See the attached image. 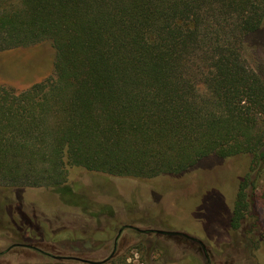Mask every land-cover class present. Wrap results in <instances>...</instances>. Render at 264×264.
<instances>
[{"label": "trees", "instance_id": "obj_1", "mask_svg": "<svg viewBox=\"0 0 264 264\" xmlns=\"http://www.w3.org/2000/svg\"><path fill=\"white\" fill-rule=\"evenodd\" d=\"M263 19L264 0H0V52L55 51L51 75L0 84V209L30 187L88 211L71 166L150 179L246 154L229 224L257 221L264 67L246 52Z\"/></svg>", "mask_w": 264, "mask_h": 264}, {"label": "rangeland", "instance_id": "obj_2", "mask_svg": "<svg viewBox=\"0 0 264 264\" xmlns=\"http://www.w3.org/2000/svg\"><path fill=\"white\" fill-rule=\"evenodd\" d=\"M256 37L257 46L246 57L252 66L262 68L264 19ZM54 58L47 41L2 51L0 84L24 89L53 73ZM249 160L246 154L209 156L179 175L150 179L68 167L67 183L74 198L89 210L62 202L53 188L15 190L11 198L18 199L19 205L0 209V251L23 241L57 255L102 260L111 253L121 225L131 224L197 237L213 255L214 264H264V181L258 185L251 211L257 221L249 215L237 229L229 224L237 186ZM185 240L125 228L115 255L102 264H205L201 248ZM0 264L88 263L57 260L16 246L0 255Z\"/></svg>", "mask_w": 264, "mask_h": 264}, {"label": "water", "instance_id": "obj_3", "mask_svg": "<svg viewBox=\"0 0 264 264\" xmlns=\"http://www.w3.org/2000/svg\"><path fill=\"white\" fill-rule=\"evenodd\" d=\"M125 228H131L137 232L140 233H145V234H151L154 233L158 236H162V237H167V238H173L176 240H181L182 237L185 239H189L191 241L197 242L200 244V247L202 249V253L203 256H205L208 260L209 259V250L206 247V245L202 242L201 239L191 236L185 232L182 231H174V230H164V229H158V228H142L136 225H131V224H123L121 225V227L118 229V232L114 238V245H113V249L111 251V253L105 257L102 258V260H92V259H86L80 256H62V255H57V254H53L44 250H41L44 254H46L47 256H50L53 259H57V260H62V259H70V260H76V261H80L83 263H88V264H102L105 263L107 261H109L110 258H112L115 255V250H116V244H117V240L119 235L121 234V232L125 229ZM13 245H10L9 247H7L6 249L2 250L0 252V254L6 253ZM26 247L28 248H36L35 246H33L32 244H25Z\"/></svg>", "mask_w": 264, "mask_h": 264}, {"label": "flooded vegetation", "instance_id": "obj_4", "mask_svg": "<svg viewBox=\"0 0 264 264\" xmlns=\"http://www.w3.org/2000/svg\"><path fill=\"white\" fill-rule=\"evenodd\" d=\"M24 230V229H23ZM25 231V230H24ZM140 233V232H139ZM119 238H120V235H119V237H118V240H119ZM25 240V239H24ZM118 240H117V244H118ZM184 240V239H183ZM178 241H181V240H178ZM185 241H187V242H189V243H192V244H196L198 247H200V244L199 243H197V242H194V241H191V240H189V239H186ZM25 244H32L33 246H35L36 248H31V249H34V250H37V251H40V252H42L41 250H44L39 244H34V243H31V242H23V241H17V242H15V243H13L12 245V247L8 250V251H10L12 248H14V247H16V246H18V247H26L25 246ZM117 244H116V250H117ZM113 245H114V243H113ZM9 247V246H8ZM26 248H28V247H26ZM201 248V247H200ZM113 249V248H112ZM116 250H115V253H116ZM202 250V249H201ZM7 251V252H8ZM44 251H47V250H44ZM1 252V251H0ZM48 252H50V251H48ZM47 252V253H48ZM43 253V252H42ZM50 253H52V252H50ZM3 254H5V253H3ZM0 255H2V254H0ZM113 258V257H112ZM204 261H205V264H214V262L212 261V259H213V255L210 253V251H209V259L208 260H206L207 258L204 256Z\"/></svg>", "mask_w": 264, "mask_h": 264}]
</instances>
